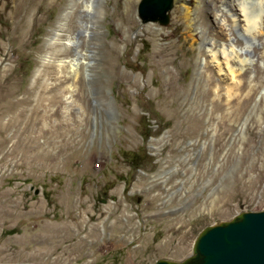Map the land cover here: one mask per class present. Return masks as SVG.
<instances>
[{"label":"rangeland","instance_id":"obj_1","mask_svg":"<svg viewBox=\"0 0 264 264\" xmlns=\"http://www.w3.org/2000/svg\"><path fill=\"white\" fill-rule=\"evenodd\" d=\"M138 1L0 16V264L181 262L203 228L264 210L263 39L231 82L208 52L218 2L177 0L159 26ZM59 23L83 50L75 78L57 69L74 50L47 46Z\"/></svg>","mask_w":264,"mask_h":264},{"label":"water","instance_id":"obj_2","mask_svg":"<svg viewBox=\"0 0 264 264\" xmlns=\"http://www.w3.org/2000/svg\"><path fill=\"white\" fill-rule=\"evenodd\" d=\"M177 0H139V24L165 26ZM154 264H264V210L243 212L229 221L203 228L191 253L181 262L156 260Z\"/></svg>","mask_w":264,"mask_h":264},{"label":"bare ground","instance_id":"obj_3","mask_svg":"<svg viewBox=\"0 0 264 264\" xmlns=\"http://www.w3.org/2000/svg\"><path fill=\"white\" fill-rule=\"evenodd\" d=\"M91 1L92 0H82L81 8H83L85 11L91 10ZM182 1H183V5L185 6L189 5L188 1L190 0H182ZM209 1L218 2L220 6L225 9L226 12H229V18H227L226 16H222L223 17V19L221 20V26L223 28L221 30L222 41L218 42L217 45L213 43L211 46H209L208 52L210 54L211 61L215 63L218 72L223 71L225 75L229 77L230 81L234 82L236 81L237 74L241 70L242 66L239 65L235 69L231 65L232 61L237 60L238 64L244 63L245 61L247 62L251 61L252 56L250 54H252L251 52H254L252 47L253 44L252 42L253 41L260 42L261 39H263L264 41L263 38L264 37V0H209ZM233 1L237 2V6H236L237 8L233 10L228 9L225 4L229 2L233 3ZM8 4H9V0H4V2L1 3L0 5L1 17L4 16L3 15L4 9L8 6ZM66 16H67V12L65 14V17ZM61 19L63 20V18ZM233 27L237 28L239 32H241L242 34L248 35V39L245 41V47H240L237 49L232 44L230 32L232 31ZM63 28H64V24L59 23V25L54 30L52 37L49 38L47 46L52 47L56 54L65 53L68 50H74L73 57L67 60V62L59 60L57 69H61L62 66L66 64L68 70L71 72V74H73V78H75L79 70L83 68L82 61H84L85 57L82 54L83 50L81 49V46L77 43V41H75L74 37L68 34V36H65L64 39L61 38L63 36H60V34L58 33H60V31H62ZM80 29H84L85 31H87L86 23L82 24ZM262 50L264 51V43L262 44ZM241 53H244L245 57L246 55L247 57L240 58ZM262 63L263 62H261V64ZM71 89L72 86L69 85L68 87L69 93L71 92Z\"/></svg>","mask_w":264,"mask_h":264}]
</instances>
